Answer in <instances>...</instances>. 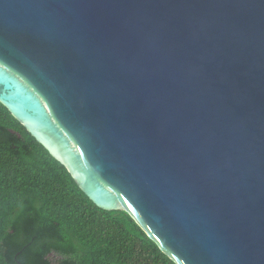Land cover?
Segmentation results:
<instances>
[{"label": "water", "instance_id": "obj_1", "mask_svg": "<svg viewBox=\"0 0 264 264\" xmlns=\"http://www.w3.org/2000/svg\"><path fill=\"white\" fill-rule=\"evenodd\" d=\"M0 103L177 264H264V0H0Z\"/></svg>", "mask_w": 264, "mask_h": 264}, {"label": "trees", "instance_id": "obj_2", "mask_svg": "<svg viewBox=\"0 0 264 264\" xmlns=\"http://www.w3.org/2000/svg\"><path fill=\"white\" fill-rule=\"evenodd\" d=\"M0 264L177 263L126 210L99 208L0 103Z\"/></svg>", "mask_w": 264, "mask_h": 264}, {"label": "rangeland", "instance_id": "obj_3", "mask_svg": "<svg viewBox=\"0 0 264 264\" xmlns=\"http://www.w3.org/2000/svg\"><path fill=\"white\" fill-rule=\"evenodd\" d=\"M63 138L67 141V143L69 144V151L71 152V154H70V157H71V161H72V164L74 165V166H76L77 167V169L79 170V171H84V170H87L88 168L84 165V162H83V160L80 158V162L82 163V165H83V167H84V169L80 166V164L75 160V158H74V156H79V151L77 150V148L75 147V145L73 144V142L65 135V134H63ZM52 139H53V141L55 142V144L58 146V147H61L62 146V144H61V142H60V140L58 139V138H56L55 136H52ZM118 205H119V207H121L122 209H126V207L125 206H123V205H121V203L119 202L118 203ZM50 258L53 260V261H56V260H58V259H60V257L59 256H57V255H54V254H52L51 256H50Z\"/></svg>", "mask_w": 264, "mask_h": 264}, {"label": "bare ground", "instance_id": "obj_4", "mask_svg": "<svg viewBox=\"0 0 264 264\" xmlns=\"http://www.w3.org/2000/svg\"><path fill=\"white\" fill-rule=\"evenodd\" d=\"M29 126L31 127V128H36V129H42V128H44V126L40 123V122H38V121H35V122H31V123H29ZM51 149H52V151L59 157V158H61V155L59 154V152H58V148L56 147V146H52L51 147ZM62 159V158H61ZM63 160L66 162H68L69 164H70V158L68 157V156H65L64 158H63ZM71 167V169L73 170L74 169V174H75V176H76V178L77 179H79L80 181H81V183H84L85 182V180H86V175L84 174V173H81V172H78V171H76L75 170V168L72 166V165H70ZM93 195L94 196H96V197H99L100 199H102V196H103V194H98V193H93Z\"/></svg>", "mask_w": 264, "mask_h": 264}]
</instances>
